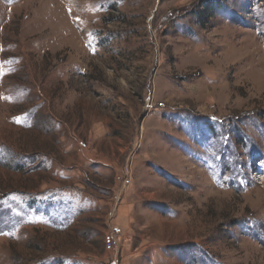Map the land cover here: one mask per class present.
<instances>
[{
    "label": "rangeland",
    "instance_id": "rangeland-1",
    "mask_svg": "<svg viewBox=\"0 0 264 264\" xmlns=\"http://www.w3.org/2000/svg\"><path fill=\"white\" fill-rule=\"evenodd\" d=\"M0 264H264V0H0Z\"/></svg>",
    "mask_w": 264,
    "mask_h": 264
},
{
    "label": "built area",
    "instance_id": "built-area-1",
    "mask_svg": "<svg viewBox=\"0 0 264 264\" xmlns=\"http://www.w3.org/2000/svg\"><path fill=\"white\" fill-rule=\"evenodd\" d=\"M159 106H160V108H162L163 104H160ZM77 146L81 149L87 148V144L83 141H79L77 143ZM128 183H129V181H127V180L124 181L125 185H127ZM120 236H121V229H119V228H112L109 233H106L103 237L106 249L111 251V250H114L115 248H117L119 245Z\"/></svg>",
    "mask_w": 264,
    "mask_h": 264
},
{
    "label": "trees",
    "instance_id": "trees-1",
    "mask_svg": "<svg viewBox=\"0 0 264 264\" xmlns=\"http://www.w3.org/2000/svg\"><path fill=\"white\" fill-rule=\"evenodd\" d=\"M206 17H207V16H205V14H203V13H201V14L199 15L200 20H203V18H204V20H205Z\"/></svg>",
    "mask_w": 264,
    "mask_h": 264
}]
</instances>
